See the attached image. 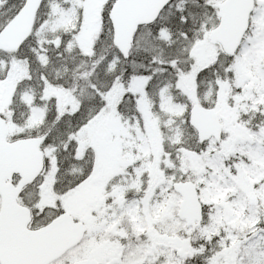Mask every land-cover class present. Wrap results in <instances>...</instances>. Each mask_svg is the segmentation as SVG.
Listing matches in <instances>:
<instances>
[{
    "label": "snow or ice",
    "instance_id": "1",
    "mask_svg": "<svg viewBox=\"0 0 264 264\" xmlns=\"http://www.w3.org/2000/svg\"><path fill=\"white\" fill-rule=\"evenodd\" d=\"M0 264H264V0H0Z\"/></svg>",
    "mask_w": 264,
    "mask_h": 264
}]
</instances>
